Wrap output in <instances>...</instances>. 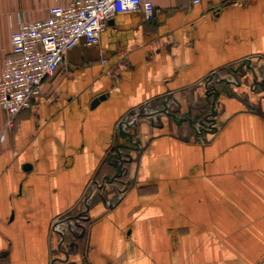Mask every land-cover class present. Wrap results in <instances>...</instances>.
Listing matches in <instances>:
<instances>
[{
	"label": "crops",
	"instance_id": "0c3cea01",
	"mask_svg": "<svg viewBox=\"0 0 264 264\" xmlns=\"http://www.w3.org/2000/svg\"><path fill=\"white\" fill-rule=\"evenodd\" d=\"M66 1L0 0V66L18 13ZM150 1L155 18L118 13L98 45L68 50L0 141V264H264V0ZM241 61L213 129L163 111L200 108Z\"/></svg>",
	"mask_w": 264,
	"mask_h": 264
},
{
	"label": "built area",
	"instance_id": "2783aa9c",
	"mask_svg": "<svg viewBox=\"0 0 264 264\" xmlns=\"http://www.w3.org/2000/svg\"><path fill=\"white\" fill-rule=\"evenodd\" d=\"M160 11L150 0H67L51 6L45 18L18 13L11 52L0 66V110L7 114L0 141L12 128L15 115L31 106L42 84L62 67L68 50L79 43L98 45L108 21L118 13L139 12L151 20Z\"/></svg>",
	"mask_w": 264,
	"mask_h": 264
},
{
	"label": "rangeland",
	"instance_id": "374dc122",
	"mask_svg": "<svg viewBox=\"0 0 264 264\" xmlns=\"http://www.w3.org/2000/svg\"><path fill=\"white\" fill-rule=\"evenodd\" d=\"M250 64H252L250 61H241L235 63V65L225 68L224 70H221L217 72L215 75H212L208 78V87H205L204 92L202 94V104L200 108H193L188 107L184 108L182 111H175L174 109H164L163 111H168V113H172L173 115H177V120H186L185 124L188 126L189 129H195L196 128H202V129H213L212 125L215 121V112H216V102L218 101V89L220 86L227 87L228 83L230 81H233V75L232 68H236L235 77L242 75V72L246 68L250 67ZM237 79V78H236ZM220 87V88H222ZM199 100V99H198ZM175 111V113H174ZM184 126V125H183ZM118 168L116 172L108 173V183H112L114 188H119L120 184L123 182V176L125 174V168L127 165V158H119L117 161ZM93 178L91 182L89 183L87 193L90 191H94L96 195L101 194L103 190L106 188L105 180L102 179V177ZM115 184V185H113ZM112 187V188H113ZM111 188V187H110ZM88 195V194H87ZM83 212V206L80 207V209H74L70 210L68 213H66L63 218L70 217V216H78L77 214H82ZM83 215H79L74 222L71 221V224L69 225L70 228H72L73 232L77 234V232H80V226L79 224H84L83 218L81 217ZM61 218V217H60ZM68 222V221H66ZM71 237V236H70ZM72 239V237H71Z\"/></svg>",
	"mask_w": 264,
	"mask_h": 264
},
{
	"label": "water",
	"instance_id": "95a60500",
	"mask_svg": "<svg viewBox=\"0 0 264 264\" xmlns=\"http://www.w3.org/2000/svg\"><path fill=\"white\" fill-rule=\"evenodd\" d=\"M103 97H104V96L101 95V96L95 98L94 100H92V102H91V104H90V107H94V106L99 102L100 99H103Z\"/></svg>",
	"mask_w": 264,
	"mask_h": 264
}]
</instances>
